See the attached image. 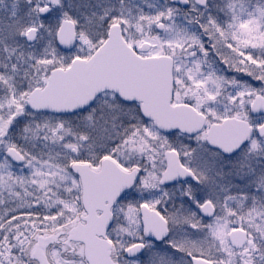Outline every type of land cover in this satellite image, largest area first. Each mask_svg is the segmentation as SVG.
Instances as JSON below:
<instances>
[{
  "label": "snow or ice",
  "instance_id": "6c2138e0",
  "mask_svg": "<svg viewBox=\"0 0 264 264\" xmlns=\"http://www.w3.org/2000/svg\"><path fill=\"white\" fill-rule=\"evenodd\" d=\"M0 264H264V0H0Z\"/></svg>",
  "mask_w": 264,
  "mask_h": 264
}]
</instances>
